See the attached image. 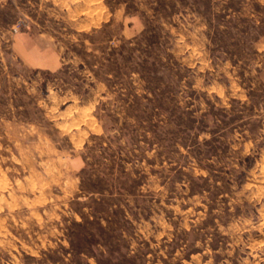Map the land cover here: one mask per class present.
I'll use <instances>...</instances> for the list:
<instances>
[{"label": "rangeland", "instance_id": "1", "mask_svg": "<svg viewBox=\"0 0 264 264\" xmlns=\"http://www.w3.org/2000/svg\"><path fill=\"white\" fill-rule=\"evenodd\" d=\"M0 264H264V0H0Z\"/></svg>", "mask_w": 264, "mask_h": 264}, {"label": "crops", "instance_id": "2", "mask_svg": "<svg viewBox=\"0 0 264 264\" xmlns=\"http://www.w3.org/2000/svg\"><path fill=\"white\" fill-rule=\"evenodd\" d=\"M31 55H32L31 61L35 63L37 66H42L47 68H57L61 65L59 63V60L56 59L51 52H47V56H49V58H45L44 60L37 58L33 52L31 53Z\"/></svg>", "mask_w": 264, "mask_h": 264}]
</instances>
